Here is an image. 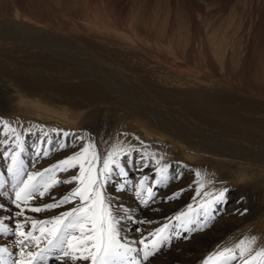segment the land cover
Segmentation results:
<instances>
[{
    "label": "rangeland",
    "instance_id": "rangeland-1",
    "mask_svg": "<svg viewBox=\"0 0 264 264\" xmlns=\"http://www.w3.org/2000/svg\"><path fill=\"white\" fill-rule=\"evenodd\" d=\"M218 25H224L219 31H227L236 44L235 65L228 69L207 54V30L213 32ZM1 38L7 40H0V179L5 182L0 220L13 231L0 234V248L12 252L9 264L19 258L13 232L24 217L16 216L20 209L13 203L15 180L8 171L10 154L19 149L5 122L23 140L25 175L52 167L87 143L96 146L101 163L114 145L132 149L130 156L121 157L127 175L120 176L115 169L104 193L125 243L142 247L140 239H151L158 228L173 225L168 240L146 264H204L209 255L264 228V185L252 186L249 179L237 180L232 173L264 166V0H0ZM155 40L163 43L161 52L154 48ZM168 46L173 51L164 49ZM49 66L60 71V77H55L56 71L44 73ZM13 74L30 84L29 95L16 92L6 81L5 76ZM73 74L93 75L84 78L93 89H104V81L112 85L113 93L106 90L103 96L113 97L111 105H100L99 112L88 96L79 97L94 94L89 85H63ZM210 81L214 86L207 87ZM62 88L72 98L53 104L47 93L64 102L69 96ZM20 94L30 102L41 101L52 113L67 110L73 124L62 128L56 121L44 123L29 115L34 107L20 105ZM128 105L140 107L146 116L154 112L164 138L156 140L139 123L131 126L132 114L123 111ZM189 142L198 144L186 148L192 157L176 144ZM232 164L235 167L229 169ZM164 167L168 179L161 181L159 169ZM196 172L204 182L199 196ZM77 174V169L58 173L62 182L44 197L37 195L29 207H43L69 194L77 185L63 180ZM145 177L146 187L153 190L147 204V192L139 186ZM223 190H227L223 202L213 204L205 215L200 201L212 199L205 193ZM78 203L39 213L26 211L24 216L52 219ZM189 206L198 210L193 213L195 222L185 226L175 221ZM25 230H30V221ZM58 255L51 253L40 264H72Z\"/></svg>",
    "mask_w": 264,
    "mask_h": 264
},
{
    "label": "snow or ice",
    "instance_id": "snow-or-ice-1",
    "mask_svg": "<svg viewBox=\"0 0 264 264\" xmlns=\"http://www.w3.org/2000/svg\"><path fill=\"white\" fill-rule=\"evenodd\" d=\"M4 128L15 133L16 148L19 151L10 154L11 164L9 173L15 180L12 185L14 189V201L18 217H24L22 222H17L14 235L18 237L16 245L19 247V258L12 264H40L45 262L51 253H59L57 259L61 261L87 262V264H146L151 256L161 247L162 243L169 238L171 224H165L151 233V239L144 238L138 241L142 247H134L131 243H125L117 229V219L113 215L110 202L107 200L104 188L108 178L115 169L119 170L120 176H126L124 165L121 163L122 156H130L132 149L114 145L107 152L101 163V157L92 143L82 145L81 150L50 168L43 171L29 172L25 175L21 152L23 151V140L6 122ZM7 134V133H6ZM59 134V132H58ZM47 135V133H45ZM68 136L69 133H63ZM78 139H83L78 137ZM61 147H64L62 144ZM48 153L45 152L44 155ZM160 163L159 160L156 161ZM77 169L78 174L63 180L65 184L77 185L69 194L60 200L46 204L43 207L30 206V202L38 195L44 197L54 186L62 181L58 173ZM161 181L168 179L167 167L159 169ZM199 187L197 196L204 188L203 177L196 172ZM147 177L140 181L141 191L147 192L148 200L153 197L151 187H146ZM5 182L0 179V192L3 191ZM227 190L217 193H205L212 199L200 201V209L207 215L212 210V205L223 202ZM139 195V193H138ZM175 198V197H173ZM71 210L65 211L52 219L37 220L24 216L26 211L39 213L65 204H74ZM3 205H0V209ZM198 212L192 206L187 211L181 212L175 217V221L182 225L194 223L193 213ZM30 221V230H25ZM185 230L192 229L185 227ZM10 229L3 220H0V234L9 233ZM38 233V234H37ZM257 243L255 237L240 240L232 247H225L207 257L204 264H264V248L254 251ZM43 245V247H41ZM38 249L37 251H26L25 249ZM12 252L7 248H0V264H9L7 258L12 257Z\"/></svg>",
    "mask_w": 264,
    "mask_h": 264
},
{
    "label": "bare ground",
    "instance_id": "bare-ground-1",
    "mask_svg": "<svg viewBox=\"0 0 264 264\" xmlns=\"http://www.w3.org/2000/svg\"><path fill=\"white\" fill-rule=\"evenodd\" d=\"M223 28H224V25L223 26L218 25L217 28L213 29V32H211L212 29L211 30H207V34H206L207 35V37H206L207 38V41H206V43H207V54L210 53L212 55V57L215 60L218 61V63L222 67V69H228V67H230L231 64L235 65L234 58H235V55L238 54V53L236 52V44L234 43L235 42L234 41V37L233 36H228L227 35V31H223V32L219 31V29H223ZM233 34H234V36L236 35V33H233ZM137 35L140 38H142V36H140L139 34H137ZM122 36L123 35H121L120 37H122ZM8 39L12 40V43H16V39H13V38H8ZM0 40H5L6 41L7 39L1 38ZM19 41L22 42L20 39H19ZM129 43H131V42H129ZM32 44L33 43H31V46H32ZM33 46H35V45H33ZM163 46H164L163 43L160 42L159 40H155L154 41V48L156 50H158L159 52L162 51ZM35 47L39 48V46L38 47L35 46ZM202 47H203V43L198 44V48H202ZM167 48L168 49L170 48L169 50L173 51V50H171L170 46L165 47L164 49H167ZM41 53H43V52H41ZM171 54H172V52H171ZM46 66H48V65H46ZM52 67L54 68V66H52ZM53 68L50 67V68H44V69L42 68V69H43V72L46 73V74L51 72V71H56L57 74H55L56 75L55 77H57L59 75L60 71L58 73L57 70L53 69ZM17 72H19V71H17ZM45 76H47V75H45ZM5 77L7 78V80H6L7 82H10V84L12 86L17 88L16 92H19V93H23L24 92L26 95H29L31 86H30L29 83L28 84H24V83H26L24 81V79H21L19 77L17 79L14 74L11 75V76H8V77L5 76ZM50 77H51V75H50ZM59 77H60V75H59ZM68 77L69 78H66L65 81L66 80L71 81V82L73 80H75V81L73 83H71V82L70 83H63V85L72 86V87H77L78 84L80 85L79 87H81L82 85H89L90 88H88V90L90 92H93L94 94H96L95 92H97L95 98H93L94 94L93 95H86V94L83 95V94H81V95H79V97L82 98L84 96H88V98L86 100H88L92 106H94L97 110H99V112L101 110V108H99L100 105H102V104L103 105H111V100H112L113 97L112 96H107L106 97L107 99H106L103 96H104V94H105L104 92H106V90L108 92H110V93H113V91L110 88L112 85H108L104 81L102 83L104 89L103 88L101 89L99 87L97 89H93L94 85L92 83L87 84L88 83L87 81L89 79L86 80V81L84 80V78H89V77L92 78V77H94L93 75L86 74L84 76H81V75L76 76V75L73 74L71 77L70 76H68ZM42 82H44V81L42 80ZM42 82L39 81L38 84H42ZM213 82L214 81H210L209 83H207V87L214 86L212 84ZM193 85L194 86H199L196 83L193 84ZM193 85H176V86H181L182 88H194ZM216 85H218L217 82H216ZM62 89L63 90L61 92L62 93H67V95L69 96V97H65L64 96V98H65L64 102L60 101V100H56V96L57 95L51 94V93H47L48 97H50V99H51L53 104H55V103H59V104L68 103L69 100L72 98L73 95H71L70 92H66V88H62ZM107 95H110V94H107ZM18 100H19L18 103L20 105H24L23 107H25V108L28 107L29 105H32L34 108L32 109L31 112H29V115L35 116L36 118L42 120L44 123H49L51 120H53V121H56V125L57 126L62 127V128L67 126V125L71 126V124H73L72 117H70L69 115L65 114V113H67V110H61V111H63V113L62 112H57V111L52 113V110L49 109L47 106H42L43 104H42L41 101L35 100V101L30 102V101L27 100V96L21 95V94L18 96ZM43 107L46 108L47 110H44ZM106 110H111V108L107 107ZM123 111L132 114L131 122H130L131 126H133L135 122L139 123L140 129L142 131H144L145 133H147V134H152L156 140L164 138V136L162 134H160V132H158V131L162 130V127L158 126V123L160 124L159 117L154 112H148L147 113V116L149 117L148 118L146 115L142 114V110L140 109V107H138V106H134L133 107V106H130V105H128ZM51 126L52 125H50V127ZM121 139L122 138H120V140ZM176 144L179 147V151L185 152L184 154L187 157H192L193 154H191V152L189 150H186V148H188V147L194 148V147H197V145H198L197 142H189L187 146H184V144H181V143H176ZM218 162L221 163L220 161H218ZM234 167L235 166L232 164L228 168L232 169ZM232 173H233V175L235 177H237V180L242 181V180L249 179L250 180V184H252V186H253L254 182H256L254 184L256 186L257 185H264V166H261L260 168H256V169H250V170H247L246 168H244V169L241 168V169H239L237 171H232ZM253 237H255L256 241H257V243L254 245V251L255 250H259V248H261V247L263 248L262 243L264 242V228H262V227L261 228H256V234ZM205 247L203 248L204 251L207 250V245Z\"/></svg>",
    "mask_w": 264,
    "mask_h": 264
}]
</instances>
